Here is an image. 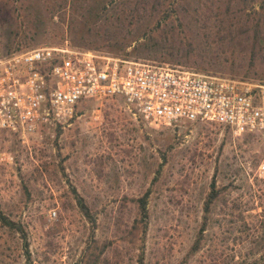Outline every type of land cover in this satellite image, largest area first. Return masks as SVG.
<instances>
[{
  "label": "rangeland",
  "instance_id": "374dc122",
  "mask_svg": "<svg viewBox=\"0 0 264 264\" xmlns=\"http://www.w3.org/2000/svg\"><path fill=\"white\" fill-rule=\"evenodd\" d=\"M61 18H52L50 30L64 32L70 26V13ZM53 35L35 36L42 44L31 49L73 47L68 37L62 43ZM6 42L5 27H0L3 53ZM31 49L18 43L10 52ZM95 52L262 83L242 79L244 70L238 74L231 67L206 73L192 64ZM244 137L210 124L156 128L115 100L85 102L71 119L40 122L24 137L4 136L2 146L12 162L0 167V210L21 231L0 225V264H85L99 252L98 264H139L140 256L144 264H207L210 252L234 247L241 219L254 229L264 203V185L254 176L261 146L256 138L244 142ZM213 181L219 201L212 207L203 248L185 259ZM149 188L144 229L134 200ZM74 191L90 206L94 223L80 213Z\"/></svg>",
  "mask_w": 264,
  "mask_h": 264
},
{
  "label": "trees",
  "instance_id": "16d2710c",
  "mask_svg": "<svg viewBox=\"0 0 264 264\" xmlns=\"http://www.w3.org/2000/svg\"><path fill=\"white\" fill-rule=\"evenodd\" d=\"M66 13L71 15L70 26L64 32L59 27L50 30L52 18L62 19ZM0 27H5L7 35L1 55L17 53L10 50L18 43L31 49L42 44L35 36L54 32L58 42L68 37L73 48L84 51L103 49L136 59L192 64L206 73L231 67L237 73L244 70L242 79L264 83V0H0ZM156 180L152 179V187ZM150 192L149 188L134 200L144 229ZM219 194L213 181L203 204L201 226L185 259L202 250ZM73 196L80 213L94 223L84 198L75 191ZM221 202L227 206V201ZM260 208L254 229L249 230L241 219V229L232 239L234 247L229 252H210L207 264H264V203ZM0 225L16 226L1 210ZM99 259L100 252L88 256L85 264H98ZM138 263L144 264L143 256Z\"/></svg>",
  "mask_w": 264,
  "mask_h": 264
},
{
  "label": "built area",
  "instance_id": "2783aa9c",
  "mask_svg": "<svg viewBox=\"0 0 264 264\" xmlns=\"http://www.w3.org/2000/svg\"><path fill=\"white\" fill-rule=\"evenodd\" d=\"M104 100L121 101L156 128L210 124L256 138L254 176L264 185V84L68 45L0 54V167L12 162L4 136L24 137L40 122L71 119L83 102Z\"/></svg>",
  "mask_w": 264,
  "mask_h": 264
}]
</instances>
